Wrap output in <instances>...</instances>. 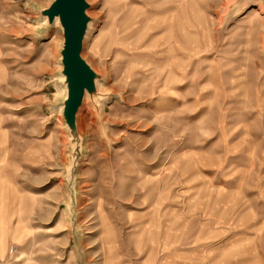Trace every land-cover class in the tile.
Masks as SVG:
<instances>
[{"label":"rangeland","instance_id":"rangeland-1","mask_svg":"<svg viewBox=\"0 0 264 264\" xmlns=\"http://www.w3.org/2000/svg\"><path fill=\"white\" fill-rule=\"evenodd\" d=\"M88 1L75 156L51 0H0V264H264L263 2Z\"/></svg>","mask_w":264,"mask_h":264},{"label":"water","instance_id":"water-1","mask_svg":"<svg viewBox=\"0 0 264 264\" xmlns=\"http://www.w3.org/2000/svg\"><path fill=\"white\" fill-rule=\"evenodd\" d=\"M90 9L92 4L88 0H51L47 7L38 10L47 28H53L57 22L60 29L59 63L64 90L60 110L62 122L75 149V156L81 146L77 127L79 110L86 98L93 105H98L103 98L97 91L100 76L83 57L84 42L94 21L89 15Z\"/></svg>","mask_w":264,"mask_h":264},{"label":"bare ground","instance_id":"bare-ground-1","mask_svg":"<svg viewBox=\"0 0 264 264\" xmlns=\"http://www.w3.org/2000/svg\"><path fill=\"white\" fill-rule=\"evenodd\" d=\"M262 1H263V5H264V0H262ZM262 1H261V2H262ZM89 15H90V14H89ZM56 23H57V22H56ZM103 91H104V90H103Z\"/></svg>","mask_w":264,"mask_h":264},{"label":"built area","instance_id":"built-area-1","mask_svg":"<svg viewBox=\"0 0 264 264\" xmlns=\"http://www.w3.org/2000/svg\"><path fill=\"white\" fill-rule=\"evenodd\" d=\"M11 252H12V250H11Z\"/></svg>","mask_w":264,"mask_h":264}]
</instances>
